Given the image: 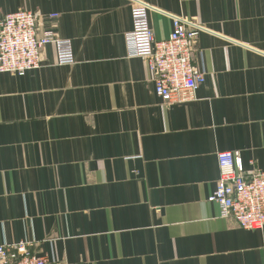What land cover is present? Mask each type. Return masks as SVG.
<instances>
[{
  "label": "crops",
  "instance_id": "0c3cea01",
  "mask_svg": "<svg viewBox=\"0 0 264 264\" xmlns=\"http://www.w3.org/2000/svg\"><path fill=\"white\" fill-rule=\"evenodd\" d=\"M140 1L158 40L168 14L207 28L194 99L161 102L129 55L132 0H0V20L39 12L75 56L60 65L51 44L41 67L0 73V245L59 264H264V228L208 200L218 151L264 169V0Z\"/></svg>",
  "mask_w": 264,
  "mask_h": 264
},
{
  "label": "built area",
  "instance_id": "2783aa9c",
  "mask_svg": "<svg viewBox=\"0 0 264 264\" xmlns=\"http://www.w3.org/2000/svg\"><path fill=\"white\" fill-rule=\"evenodd\" d=\"M147 2L132 0V30L126 35L129 55L141 57L152 73L155 93L171 106L195 98L206 81V72L194 67L198 35L207 28L182 16L168 14L173 22L167 39L155 38ZM56 14H50L55 16ZM43 14L30 10L9 13L0 20V73L25 74L43 63V49L54 44L58 64L75 63L73 40L58 38L52 30L40 33ZM220 174L209 197L224 218L240 227L264 228V169L245 170L240 151L217 152ZM0 264H59L46 255L34 253L28 243L0 245Z\"/></svg>",
  "mask_w": 264,
  "mask_h": 264
}]
</instances>
